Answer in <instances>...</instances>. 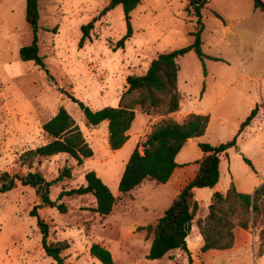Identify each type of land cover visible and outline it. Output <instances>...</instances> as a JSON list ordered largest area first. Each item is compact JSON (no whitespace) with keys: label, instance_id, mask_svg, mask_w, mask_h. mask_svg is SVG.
<instances>
[{"label":"rangeland","instance_id":"obj_1","mask_svg":"<svg viewBox=\"0 0 264 264\" xmlns=\"http://www.w3.org/2000/svg\"><path fill=\"white\" fill-rule=\"evenodd\" d=\"M188 1L141 0L129 14L131 38L123 49L112 52L109 42L115 43L127 33L128 21L120 6L100 15L106 0H38L37 46L42 69L32 61H22L19 55L20 48L32 41V30L25 21V0H0V183L28 172L19 165V155L48 141L41 126L63 107L93 156L80 166L64 154L41 160L36 171L46 180L54 179L64 166L72 170L70 179L50 188V200L56 201L63 189L84 185L88 171L96 173L116 200L112 212L101 217L91 211L95 200L90 194L63 197L58 203H63L67 212L60 213L41 206L33 188L15 181L10 191L0 193V264H55L41 248L37 217L30 215L34 206H38V218L49 225L48 241L69 243L64 264H101L90 256L91 244L106 248L114 264H264L259 236L264 230L263 209L256 223L246 230H233L236 243L228 250L203 253L201 247L189 245L187 252L174 250L162 259L148 260L152 236L141 228L155 224L174 200L175 190L170 184L147 179L126 194L117 186L135 146L142 151L140 145L161 118L137 109L129 142L113 152L107 144L105 122L85 126L82 111L67 97L72 95L92 110L118 106L128 76L144 74L159 54L191 45L196 18L186 12ZM260 1L264 5V0ZM200 14L201 50L218 61L205 59L202 64L194 50L177 59L182 111L193 110V104L204 98L207 104L213 103L229 84L228 70L235 76L242 68L250 78L245 81L250 92L261 93L264 103V14L253 8V0H208ZM91 21V42L78 49L81 27ZM227 96L221 97L220 106ZM263 118L264 112L240 139L241 151L236 152L239 149L235 147L222 159L225 169L230 159L235 182H228L225 171L215 193H224L233 184L238 192L252 194L264 183V128L258 130ZM211 124L214 127V118ZM197 151L193 147L190 158ZM211 196V188L197 190L198 210L191 232L197 220L206 216Z\"/></svg>","mask_w":264,"mask_h":264},{"label":"trees","instance_id":"obj_2","mask_svg":"<svg viewBox=\"0 0 264 264\" xmlns=\"http://www.w3.org/2000/svg\"><path fill=\"white\" fill-rule=\"evenodd\" d=\"M106 1L107 5L100 15H105L113 7L120 6L128 21L127 33L115 43L109 42L110 50L115 52L118 49H123L125 43L131 38L129 14L141 3V0ZM207 2L208 0L188 1L186 12L196 18L195 30L191 33L193 38L191 45L159 54L148 63L144 74L128 76L125 79V90L120 96L117 107L92 110L77 101L72 95L67 94V97L76 103L82 111L85 126L96 127L102 122H107V144L113 152L121 149L127 142L128 132L135 120L137 109L146 115L157 114L161 118L152 125L149 134L140 145L142 151L140 152L139 146L136 145L130 154L118 181L117 188L122 194L138 187L146 179L157 184L167 183L177 167L175 156L189 139L201 137L206 131L209 122L208 115L189 114L181 123L175 121L171 115L180 109L181 98L177 90L179 71L177 59L190 50H194L202 64L205 59L218 61V58H209L201 50L203 25L200 10ZM253 8L264 14V5L260 0H253ZM215 15L217 16V14ZM25 21L32 30V41L30 45L20 48V59L32 61L43 69L44 64L38 55L37 46L38 0H25ZM93 29V21L81 27L78 49H82L91 42ZM259 108L264 111V103L256 106L250 112L231 140L216 146L208 143L198 144L204 157L196 162L198 169L194 177L179 191L154 225L141 228L152 236L146 255L148 260L162 259L174 250L188 251L186 239L198 210L194 190L212 188L217 184L220 156L236 146L238 136L256 117ZM41 130L48 141L40 147L23 152L17 160L21 167L28 169V172L25 175H14L10 179L3 180L0 183V193L10 191L15 181H18L22 186H30L34 189L41 206L57 209L60 213L67 212V207L63 203H58L63 197L90 194L95 200V207L91 211L101 217L108 216L112 212L116 200L108 187L93 171L84 174V185L68 190L63 189L56 201L50 200V188L64 179H70L72 170L64 166L54 179L46 180L40 172L36 171L41 160L64 154L80 166L85 159L93 156V151L86 143L78 125L63 107H59L56 114L42 124ZM244 161L250 165L248 159L244 158ZM32 168L35 171H31ZM37 208L38 206H34L30 215L37 217L41 248L55 264H64L63 254L69 248V243L65 240L48 241L49 225L38 218ZM262 209L264 210V183L252 194L238 192L233 184H230L224 194L213 193L206 216L197 220V228L203 239L201 252L230 249L234 241L233 230L235 228L246 230L250 223H256L262 214ZM259 236L262 249L264 248L263 229ZM89 254L101 264H114L111 253L99 244H91Z\"/></svg>","mask_w":264,"mask_h":264},{"label":"crops","instance_id":"obj_3","mask_svg":"<svg viewBox=\"0 0 264 264\" xmlns=\"http://www.w3.org/2000/svg\"><path fill=\"white\" fill-rule=\"evenodd\" d=\"M227 75H229V84L219 91L218 96L216 97V100L213 103L207 104L204 98V100L198 101L196 104H193V110L188 109L187 111H182V106L180 105L179 111L171 115V117L178 123H181L184 120V118L189 114L208 115L209 117V122L205 133L201 137L189 139L185 143V145L181 148V150L178 152V154L175 156V162L177 164V167L173 171V174L170 180L167 182V184H170L172 186V188L175 190L176 195L194 177L198 169V165L196 164V162L200 161L204 157V154L199 149L198 144L208 143L210 145L216 146L221 143L227 142L225 140L234 137L236 130L238 131L240 124L246 119V117L250 114V112L256 106H260L261 103H263L261 93L258 92V94L256 93L252 94L250 92L249 85L245 84V81H250V78L247 77L248 75L245 69L243 68L240 69V72L235 76H232V72L228 70ZM177 90H178V79H177ZM227 94L228 96L226 101L224 102V105L220 106L221 97H224ZM116 101L117 99L115 100V102ZM116 106L117 104L110 105V107H116ZM262 112L263 110L259 108L256 117L250 122V124L247 127L244 128V130L238 136L239 139L237 138L238 140L236 141L235 147L239 150H237L236 152L241 151L240 139L242 140L244 138V136L248 133L247 132L248 129H250L249 126L251 125V123ZM231 116L234 117L231 118ZM213 118L215 124L214 127H212L211 124ZM105 124L107 125V122H105ZM127 142H129V134H128ZM127 142L123 145V147L127 144ZM193 147L195 149H198V151L195 153V155L192 158H190ZM231 149L233 148L228 149L226 153L220 156V162H219V179L226 171V175L228 176L229 183L235 182V177L232 170V164L229 159L228 163L225 164L226 169L222 168V159L226 160L228 158L227 154L229 153L228 151H230ZM214 187L211 188L212 194L215 193ZM197 190L198 189L194 190V198ZM226 190L224 191V193L226 192ZM204 217L205 216H203L201 219H203ZM186 243H187V247H189V245H193L195 248L201 247L203 245V239L197 227L193 232L190 231L186 239ZM235 243H236V237L234 236L233 245Z\"/></svg>","mask_w":264,"mask_h":264},{"label":"built area","instance_id":"obj_4","mask_svg":"<svg viewBox=\"0 0 264 264\" xmlns=\"http://www.w3.org/2000/svg\"><path fill=\"white\" fill-rule=\"evenodd\" d=\"M263 110V109H262ZM264 112V111H263ZM264 128V118L260 121V124L258 126V130H262Z\"/></svg>","mask_w":264,"mask_h":264},{"label":"water","instance_id":"obj_5","mask_svg":"<svg viewBox=\"0 0 264 264\" xmlns=\"http://www.w3.org/2000/svg\"><path fill=\"white\" fill-rule=\"evenodd\" d=\"M7 175H5V177H6Z\"/></svg>","mask_w":264,"mask_h":264}]
</instances>
